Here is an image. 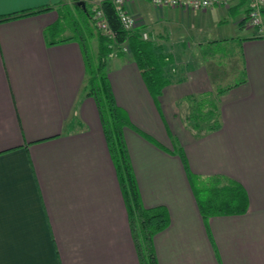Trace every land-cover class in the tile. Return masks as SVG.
Instances as JSON below:
<instances>
[{
  "label": "crops",
  "instance_id": "obj_1",
  "mask_svg": "<svg viewBox=\"0 0 264 264\" xmlns=\"http://www.w3.org/2000/svg\"><path fill=\"white\" fill-rule=\"evenodd\" d=\"M239 1L196 12L129 4L169 56L172 82L160 94L130 55L111 58L115 100L135 128L124 139L142 203L170 215L153 240L158 264H264V37L242 24ZM70 5L0 0V19L49 8L0 21V264H141L133 239L116 232L129 217L97 104L83 91L81 46L47 38ZM194 111L216 114L219 128L204 131ZM190 175L237 181L248 211L206 220Z\"/></svg>",
  "mask_w": 264,
  "mask_h": 264
},
{
  "label": "trees",
  "instance_id": "obj_2",
  "mask_svg": "<svg viewBox=\"0 0 264 264\" xmlns=\"http://www.w3.org/2000/svg\"><path fill=\"white\" fill-rule=\"evenodd\" d=\"M79 1L86 3L87 12L76 6ZM246 2L248 3L247 0H240L236 6L237 9L243 8ZM88 5V0H74L75 11L79 13L80 18L77 20L72 13L61 17L56 26L57 35L54 38L47 35V38L50 44L77 40L73 34L68 37L64 36L65 32L69 29L72 31L71 28L73 27L82 28L88 35L89 42L84 40V37H82L81 42L77 40L81 46L86 65V80L83 91L86 97L92 98L97 104L104 135L125 199L129 224L140 262L141 264H158L153 240L157 234L170 225L169 211L165 206L147 208L142 203L124 139V130L130 122L126 113L115 100L109 80V70L112 57H123L128 54L143 72L149 88L154 94H160L163 88L172 82L166 72L169 56L161 51L153 40L144 41L142 39L143 32L139 28L130 32L125 31L117 17L114 6L109 2L104 4V9L114 36H107L95 26L93 14ZM48 9L46 7L15 13L2 17L0 21ZM246 14H248V9H246ZM64 20L67 24L68 21L71 23L68 24L69 27L65 25ZM245 22H247V16L242 24ZM93 39H96L97 45L95 47ZM197 114V111H194L193 118L195 120L199 118L202 120L205 117L206 121L204 122H208L204 131L210 132L219 128L218 118H215V122H209L210 118L217 116L216 114L202 115L199 113V116ZM196 183L198 180L191 176V186L199 211L206 220L216 216L240 215L248 211L247 193L237 181L214 177L200 191Z\"/></svg>",
  "mask_w": 264,
  "mask_h": 264
},
{
  "label": "built area",
  "instance_id": "obj_3",
  "mask_svg": "<svg viewBox=\"0 0 264 264\" xmlns=\"http://www.w3.org/2000/svg\"><path fill=\"white\" fill-rule=\"evenodd\" d=\"M133 0H89V6L93 14L95 26L109 37H113L114 33L110 28L104 4L111 3L116 11L117 17L125 31H133L138 27L137 20L128 10L129 4ZM151 3L159 8L169 7L181 9L187 12L205 11L209 8L219 6L228 7L234 0H150ZM247 23L248 27L256 30L257 37H264V0H247ZM144 41L152 40V36L148 32L142 33ZM127 51V48L125 49Z\"/></svg>",
  "mask_w": 264,
  "mask_h": 264
},
{
  "label": "rangeland",
  "instance_id": "obj_4",
  "mask_svg": "<svg viewBox=\"0 0 264 264\" xmlns=\"http://www.w3.org/2000/svg\"><path fill=\"white\" fill-rule=\"evenodd\" d=\"M88 7L90 8V6L88 5ZM68 13H72L73 14V16L78 20L79 18H80V15H79V13L78 12H76L75 11V6L73 5V6H69V7H67L66 9H64L63 10V13H62V15H63V17L64 16H67V14ZM64 23H65V25L67 26V27H69V25L68 24H71V23H69V21H68V24H67V22H66V20H64ZM77 28V27H76ZM75 27H73V28H71V30L72 31H70V29L68 30V31H70V33H71V35L73 34L76 38H77V40H79L80 42L83 40L82 39V37H84V40L86 39V41H88L89 42V39H88V35L85 33V31L82 29V28H77L76 29ZM83 32V33H82ZM94 41H93V45H94V47L97 45L96 44V39H93ZM168 110V108H164V110H163V112H168L167 111ZM175 120V122H176V124H177V119H174ZM178 125V124H177ZM127 128H125V130H127V129H129V128H132V129H135L132 125H131V123L128 125V126H126ZM144 132V131H143ZM146 132V131H145ZM155 132H157V134H160V132H162V131H155ZM145 136H146V138L151 142V143H153V144H157L156 142H157V139L155 138V137H153V135H151L150 133H143ZM174 134H176V131H174ZM179 138H180V140H182L183 138H184V134L182 135H180L179 136ZM169 139V138H168ZM172 148V147H171ZM196 186H197V188H199V191L205 186V184L202 182V181H200V180H198V183H196ZM129 225V223L127 222V224H126V230L124 231L123 230V228H122V226L121 225H118V226H116V232H117V230H118V232L120 233V234H124L125 236H126V238L127 239H129V237H131L132 239H133V235H132V231H131V227H130V225ZM134 241V240H133ZM127 248H129V243H127Z\"/></svg>",
  "mask_w": 264,
  "mask_h": 264
},
{
  "label": "water",
  "instance_id": "obj_5",
  "mask_svg": "<svg viewBox=\"0 0 264 264\" xmlns=\"http://www.w3.org/2000/svg\"><path fill=\"white\" fill-rule=\"evenodd\" d=\"M76 6L79 7L82 11L87 12V7L85 2L79 1L76 3Z\"/></svg>",
  "mask_w": 264,
  "mask_h": 264
}]
</instances>
